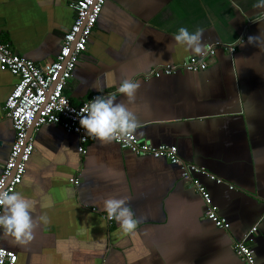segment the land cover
Listing matches in <instances>:
<instances>
[{"label":"crops","instance_id":"0c3cea01","mask_svg":"<svg viewBox=\"0 0 264 264\" xmlns=\"http://www.w3.org/2000/svg\"><path fill=\"white\" fill-rule=\"evenodd\" d=\"M73 1L0 0V40L37 65L51 62L73 23ZM255 2L106 0L64 88L72 105L114 95L135 114L136 137L173 145L184 162L220 178L223 184L200 182L227 227L204 217L202 199L178 166L89 137L80 155L77 136L44 125L32 135L34 150L15 192L48 222L23 246L0 230V247L17 256L15 264H242L235 243L264 264V9ZM181 27L202 31L203 51L221 44L235 52L218 47L204 71L145 79L156 67L201 54L174 42ZM259 33V47L249 44ZM129 77L140 84L131 102L117 92ZM16 81L0 71V172L14 139L3 107ZM108 197L130 198L133 232L107 220Z\"/></svg>","mask_w":264,"mask_h":264},{"label":"built area","instance_id":"2783aa9c","mask_svg":"<svg viewBox=\"0 0 264 264\" xmlns=\"http://www.w3.org/2000/svg\"><path fill=\"white\" fill-rule=\"evenodd\" d=\"M106 0H75L70 3L74 13L73 23L62 35L58 54L49 63L37 65L24 59L14 52L10 45L0 40V71L8 72L17 81L4 102L5 116L11 121L14 131L7 160L1 168L0 183L4 190L15 192L25 174L26 164L34 150L32 135L41 126L56 125L65 133L78 138L77 152L86 154L87 136L79 124V110L98 96L90 95L78 105H72L64 94L71 74L81 54L86 50L88 38L95 26L97 18ZM223 47L229 53L235 52L234 47L216 44L208 46L200 55L190 56L180 65H164L154 68L149 76L159 78L169 76L177 71L198 73L204 71L212 62L215 50ZM32 133L28 135L29 129ZM122 150L140 157L164 159L169 164L178 166L181 180L190 184L204 203V217L216 228H226L225 219L218 215V210L212 204L206 187L200 182L205 178L215 184L224 182L210 174L204 167L184 162L173 145H153L133 135L127 141H113ZM69 183L77 186V178H69ZM229 190L233 187L229 186ZM108 221H111L107 218ZM256 230L251 228L250 234ZM248 240L252 239L248 237ZM234 255L242 264H254V256L249 246L235 243L232 246ZM17 256L10 250L0 247V264H15Z\"/></svg>","mask_w":264,"mask_h":264},{"label":"clouds","instance_id":"9594fccd","mask_svg":"<svg viewBox=\"0 0 264 264\" xmlns=\"http://www.w3.org/2000/svg\"><path fill=\"white\" fill-rule=\"evenodd\" d=\"M253 7L264 9V0H256ZM202 36L200 29L189 32L187 28L181 27L173 40L176 44L200 54L204 48ZM259 40L260 33L258 36L248 37V43L255 44L257 47H259ZM168 47L170 48V45ZM260 50L264 51V48ZM139 87V82L129 77L120 82L117 92L131 102ZM79 116V124L85 136L102 144L113 141L127 142L138 128L135 114L124 102H118L114 95L93 97L79 110ZM129 199L128 197H108L103 201V210L107 213V218L115 220L123 234L133 232L138 224ZM41 222H48L46 215L34 217L30 211L28 199L18 192L4 190L3 184L0 183V230L4 238H10L11 242L17 245H27L33 240L34 230L40 226Z\"/></svg>","mask_w":264,"mask_h":264},{"label":"water","instance_id":"95a60500","mask_svg":"<svg viewBox=\"0 0 264 264\" xmlns=\"http://www.w3.org/2000/svg\"><path fill=\"white\" fill-rule=\"evenodd\" d=\"M31 133H32V128L29 129L28 135L30 136Z\"/></svg>","mask_w":264,"mask_h":264},{"label":"trees","instance_id":"16d2710c","mask_svg":"<svg viewBox=\"0 0 264 264\" xmlns=\"http://www.w3.org/2000/svg\"><path fill=\"white\" fill-rule=\"evenodd\" d=\"M206 70V69H205Z\"/></svg>","mask_w":264,"mask_h":264}]
</instances>
